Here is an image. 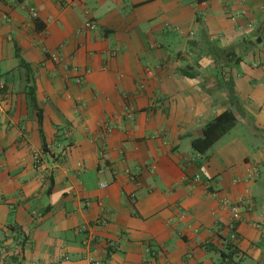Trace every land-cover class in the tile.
Segmentation results:
<instances>
[{"label":"crops","instance_id":"obj_1","mask_svg":"<svg viewBox=\"0 0 264 264\" xmlns=\"http://www.w3.org/2000/svg\"><path fill=\"white\" fill-rule=\"evenodd\" d=\"M0 77V264H264V0H0Z\"/></svg>","mask_w":264,"mask_h":264},{"label":"trees","instance_id":"obj_2","mask_svg":"<svg viewBox=\"0 0 264 264\" xmlns=\"http://www.w3.org/2000/svg\"><path fill=\"white\" fill-rule=\"evenodd\" d=\"M219 53H224L228 59L233 60L235 65H237L238 62H240V60H241L240 58L235 57L233 51L231 52V50L228 51L227 49L219 48L217 55ZM21 65H23V67L25 68V71H26V74L28 77L29 76L28 67L23 62L21 63ZM4 91H5V87L2 91H0V95ZM40 112L41 111L38 110V120L37 121H38L39 133H40L41 137H43L42 136V130H41L42 119L40 116V114H41ZM235 123H236L235 117L232 114V112H230V111L222 112L221 114L216 116L211 121L207 122L202 127L201 136L198 138H195L191 141L192 147L199 153L207 152L217 140H219L223 135H225L229 130H231L235 126ZM43 148L45 149L44 143H43ZM235 253H238V251L234 250L233 254H235ZM223 256H224L223 259L228 257V255H223ZM232 264H237V263L234 262Z\"/></svg>","mask_w":264,"mask_h":264},{"label":"built area","instance_id":"obj_3","mask_svg":"<svg viewBox=\"0 0 264 264\" xmlns=\"http://www.w3.org/2000/svg\"><path fill=\"white\" fill-rule=\"evenodd\" d=\"M33 17L36 16V13L33 12L32 13ZM95 24L93 23L92 20L88 19L84 22L83 26L81 27V29L79 30V32H88V31H93L95 30ZM115 55V52L112 53V56ZM5 87V82L4 80L0 77V91H2ZM108 131V130H107ZM194 181L196 182H201L202 179L199 175H196L193 179ZM243 204H247L246 206V209L248 211H251L252 210V206L248 203V202H245V200L243 199H239L237 202H231L227 199H221L220 201V208L223 209V210H226L229 212L230 214V219H231V222L229 224V228H233L234 227V224L241 221L242 220V205ZM255 228H257L260 232H261V236L260 238L262 240H264V226L262 224H259L257 223L255 225Z\"/></svg>","mask_w":264,"mask_h":264},{"label":"rangeland","instance_id":"obj_4","mask_svg":"<svg viewBox=\"0 0 264 264\" xmlns=\"http://www.w3.org/2000/svg\"><path fill=\"white\" fill-rule=\"evenodd\" d=\"M219 256V255H218Z\"/></svg>","mask_w":264,"mask_h":264}]
</instances>
